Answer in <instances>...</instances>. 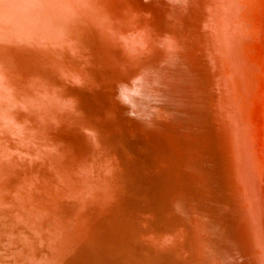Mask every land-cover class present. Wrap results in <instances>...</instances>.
<instances>
[{"label": "bare ground", "instance_id": "6f19581e", "mask_svg": "<svg viewBox=\"0 0 264 264\" xmlns=\"http://www.w3.org/2000/svg\"><path fill=\"white\" fill-rule=\"evenodd\" d=\"M174 1L184 16L177 22L184 38L190 33L198 42L180 37L170 44L182 49L186 42L197 53L224 131L220 139L206 135L197 149H176L178 161L171 163L179 165L176 172L166 178L163 194L155 191L148 199L161 202L151 211L160 214L156 230L149 220L135 217L144 209L125 205L128 175L121 163L113 171L105 167L115 162V152L99 129L91 127L93 146L70 132L68 115L59 111L76 90L52 79L70 69L57 64L52 53H63L66 44L74 48L63 24L73 16L87 18L81 0H25L22 26L32 20L42 28L35 38L42 51L36 64L18 57L31 43L17 41L9 27L0 28V45L12 49V56L0 53V264H138L140 255L158 264L151 248L149 254L143 247L129 252L124 220L132 235L137 231L135 237L147 236L150 244L167 248L164 264H203L201 223L193 213L192 227L171 244L159 231L167 225L173 230L187 218L182 202L195 187L199 191L201 176L190 165H256L264 175V0ZM172 209L168 217L164 212Z\"/></svg>", "mask_w": 264, "mask_h": 264}, {"label": "water", "instance_id": "95a60500", "mask_svg": "<svg viewBox=\"0 0 264 264\" xmlns=\"http://www.w3.org/2000/svg\"><path fill=\"white\" fill-rule=\"evenodd\" d=\"M178 4L174 0H81L79 9L85 8L87 18L73 16L63 25H68L71 43L85 53L68 44L62 50L64 55L52 51V58L59 59L57 64L70 68L65 76L52 75V79L76 90L59 110L68 115L65 120L70 132L84 136L94 146L91 127L99 129L102 141L115 152V162L107 156L105 163L110 158L111 165L105 167L113 171L115 164L121 163L128 175L125 205L144 209L135 217L149 220L153 230L160 227L155 228V215L160 214L151 211L161 202L149 204L148 199L155 191L163 194L166 178L176 172L179 165H172L178 161L176 149H197L203 137L212 140L219 135L220 139L224 131L223 117L214 103L212 87L203 79L204 66L202 69L197 53L185 47L186 42L182 49L170 44L180 37L198 42L190 33L184 38L183 27L177 24L184 18ZM30 22L18 26L24 31H6H14L17 41L31 43L26 46L29 52L16 56L36 64L42 51L35 38L42 28ZM44 36L52 38L48 33ZM0 49L5 56H12L11 48L0 45ZM57 97L54 100L58 102ZM209 128L213 131L207 132ZM168 135L173 140L168 141ZM190 166H196L201 176L199 191L195 187L182 202L187 218L173 230L167 225L159 231L167 239L186 233L192 227L189 214L193 213L203 228L200 226L205 245L203 264H264L262 171L256 165ZM164 213L168 216L174 211ZM132 233L131 223L124 220L123 237L130 245L129 252L143 247L147 253L151 248L157 263L164 264L167 248L150 244L147 236L135 237L137 231ZM139 258L138 264H149L141 255Z\"/></svg>", "mask_w": 264, "mask_h": 264}, {"label": "clouds", "instance_id": "9594fccd", "mask_svg": "<svg viewBox=\"0 0 264 264\" xmlns=\"http://www.w3.org/2000/svg\"><path fill=\"white\" fill-rule=\"evenodd\" d=\"M25 0H0V28H15L25 21ZM172 240H167L171 244Z\"/></svg>", "mask_w": 264, "mask_h": 264}, {"label": "rangeland", "instance_id": "374dc122", "mask_svg": "<svg viewBox=\"0 0 264 264\" xmlns=\"http://www.w3.org/2000/svg\"><path fill=\"white\" fill-rule=\"evenodd\" d=\"M257 81H258V79H257ZM258 87H259V83L257 84L256 89H258ZM5 260L7 261L8 260V257H5Z\"/></svg>", "mask_w": 264, "mask_h": 264}]
</instances>
